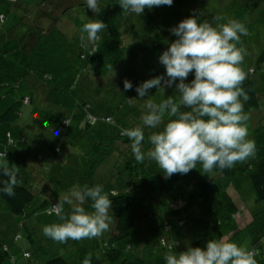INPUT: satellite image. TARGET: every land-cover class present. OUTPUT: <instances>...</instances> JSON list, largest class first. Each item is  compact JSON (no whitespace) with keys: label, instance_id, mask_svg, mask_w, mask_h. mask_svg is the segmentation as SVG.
<instances>
[{"label":"trees","instance_id":"16d2710c","mask_svg":"<svg viewBox=\"0 0 264 264\" xmlns=\"http://www.w3.org/2000/svg\"><path fill=\"white\" fill-rule=\"evenodd\" d=\"M8 2L13 6L9 14L13 19V24L7 31L3 32L4 34H0V38L8 40L19 36V40L25 39L20 45L28 53L29 59L25 64L23 74L14 76V82L10 78L6 81L0 80V124L15 125L22 116V107L30 105L35 96L40 102L50 107L49 111L59 112L60 110L63 112L61 121L55 127L57 133L70 129L72 120L77 121L75 128H78L79 131H75L79 133L75 138L92 133V148L93 152L97 154V158L91 168L100 166L107 158L111 162L114 161L117 169L115 175L108 180L102 179L99 184L103 186L104 191L108 193L111 199L110 231L101 248L106 261L110 263L119 261L120 264H166L164 256L167 252L179 253L188 247L203 248L208 240H220L229 231L231 233L236 230V216L239 209L231 195L223 188L219 189L218 204L219 210L223 213L221 212L220 216L208 220L207 229L204 233L199 227L200 216L194 218L195 221L189 235L187 234V237L182 240L172 236L171 224L165 216L161 221L152 220L147 215L139 216L144 227L139 226L136 230L130 214L136 201L140 200L146 191L143 177L147 173L148 159H145L142 164L135 160L131 151V141L122 134L121 129L141 124L140 117L146 111L145 107L141 105L145 97L147 100L152 99L157 103L169 96L178 100L179 94L175 85L179 83V80L174 82L170 91L163 92L169 88L165 83L168 79L166 73L157 72L155 75H151L150 70L143 66L141 72L145 77L144 81L162 76L164 78L162 80L163 90L153 87L148 90L145 97L138 96L136 85H132L130 90H125L124 84L116 85L122 77L124 78L123 75H119V77L115 75L111 78L110 76L118 63H126L131 60L130 58L137 57L140 52L137 45L134 42L127 44V41L121 43L120 35L113 33L106 26L104 30L98 33L99 39L95 44L85 41L87 47H84L80 41V29L77 30L72 24L62 19L66 13L76 11L84 14L89 22L100 20L106 24L114 9L112 0H98L100 13H94L87 8L86 0H39L34 7H29L23 0H8ZM252 4L263 8L264 12L262 0H181L178 5L173 2L171 6L161 5L151 9L147 8V41L149 43L152 38L149 25H151V19L154 17L156 20L163 18L169 21L168 26L163 27L158 24L157 27L159 31L166 33L173 42L177 37L170 29L177 26L185 18L195 16L198 18V22L207 20L215 26V16L235 15L233 18L237 20L239 14H245L249 9L253 10ZM259 19L257 18V20ZM5 21L6 15L1 12L0 27ZM20 26L23 29L21 36L12 35L11 33L20 29ZM237 46L241 47L240 45ZM156 47L150 48L147 44V53L149 54L147 58L151 61L153 60L150 57L167 50V48ZM157 49L159 50L156 51ZM127 55L130 56L129 59ZM75 56L83 59L82 65L75 66ZM159 64L163 65L160 61ZM129 65H131V61ZM125 66L119 69L122 70ZM263 67L264 49L256 57L253 67L246 71L243 68L247 74V79L242 86L251 97L250 100L244 102L246 109L258 107L252 74L259 72ZM100 78H102V84L95 85L97 82L94 80L100 82ZM193 79L194 72L189 73L187 81L190 83ZM22 82L27 83L29 93L26 96L16 98L13 90L21 86ZM46 110L45 108L44 112ZM181 111H190V109L182 107ZM169 119H174V117L165 115L163 117L164 123ZM98 122L111 125L117 135L110 138V135L103 133L104 135L101 136L102 132L96 130ZM161 126L163 124L157 129L144 127V150L150 147L147 142L148 135L153 131H159ZM44 133L47 134L46 131ZM13 138L11 131L6 130L5 147L0 150V156L8 153V148L14 145L16 139ZM253 140L257 151L256 160L248 165L249 178L256 198L264 200V125L254 128ZM63 143L64 141L61 142V144ZM60 150L57 149L56 153ZM118 150H120L119 165L115 159L117 158L115 152ZM8 166L12 167L13 165ZM214 172L222 177H228L231 174V170H224L223 172L214 170ZM8 179L3 174V170L0 169V188L3 187V181ZM17 179L21 183L14 186L15 194L13 196H8L0 191V214H11L12 224L25 229L27 240L34 246L33 253L23 252L26 264H72L62 256H55L42 263L39 262V257L46 252V248L39 241L33 239L32 232L26 227L25 221L32 217L38 209L44 210L47 215H56L55 212L49 214V209L56 203L34 192V181L29 171L18 169ZM35 201H37V208L33 207ZM184 223V220L180 218L175 224L178 227H183ZM145 228L147 234L144 231ZM223 229L227 231L223 232ZM140 231L143 233L139 234ZM153 236L156 237L154 242L150 240V237ZM18 239L19 235L15 236L13 240L17 241ZM7 241V232L0 230V264H4L6 260L10 259L12 263H15L7 246ZM253 250L255 257L259 258V264H264L263 237L253 244L250 251Z\"/></svg>","mask_w":264,"mask_h":264},{"label":"rangeland","instance_id":"374dc122","mask_svg":"<svg viewBox=\"0 0 264 264\" xmlns=\"http://www.w3.org/2000/svg\"><path fill=\"white\" fill-rule=\"evenodd\" d=\"M23 1L29 7H34L39 0ZM179 1L181 0H173L176 5H178ZM262 1L264 2V0ZM112 2L114 9L110 20L106 22V26L113 33L120 35L121 43L126 41L127 44L134 42L140 52L137 57L130 58L131 65H129L130 61L118 63L112 70L113 73L110 78L115 75L117 77L123 75L122 81H117L116 85L124 84L127 79L132 85L138 87L145 79L141 72L143 66L150 70L151 75H155L157 72L165 74L164 65L159 64V56L163 52L150 57L153 60L151 61L147 58V56L149 57L147 44L150 48L159 46L161 49H166L170 46L172 41L167 37L166 33L159 31L157 27L158 24L163 27L168 26L169 21L163 18H157L156 20L155 17L151 19L149 29L151 30L152 38L148 43L147 8L144 9L141 15L123 13L119 0H112ZM251 6L253 10L249 9L245 14L242 13L237 16V20L244 23L250 33L248 36H241V43L238 44L246 49L247 52L241 64L245 71L254 66L256 57L264 49L263 8H259L255 4ZM12 7L8 0H0V13L2 12L6 15V21L0 27V34H4L3 32L7 31L13 24V19L9 16ZM224 16L235 17V15L227 16V14ZM257 18L260 19L257 20ZM62 19L72 24L77 30L81 29L84 23L89 22L84 14L82 15L76 11L66 13ZM19 28L11 34L21 36L23 29L22 26ZM24 41L25 39L19 40V36L8 40H0V80L6 81L10 78L14 82L15 75L23 74L25 64L29 59L28 53L20 45ZM129 57L127 55L128 59ZM82 60L78 57L74 58L75 66L82 65ZM124 65L127 66H125L126 69L120 70L119 68ZM252 78L258 107L246 109L244 106V111L250 117L247 126L249 138L253 140L254 128L264 125V67L259 72L252 74ZM101 79L100 82L94 80V82H97L95 85H101ZM185 82L189 83L187 80ZM20 85L13 90L16 98L26 96L29 93V87L26 82H22ZM170 90L171 87L163 90V92ZM146 100L147 98L145 97L141 104L142 107H145ZM45 108L47 109L46 112H44ZM49 108V106L40 102L38 97L34 96L30 105L22 107V116H20V120L15 125L0 124V150L5 147L6 130H10L16 139L14 145L8 148V153L0 156V162H6L8 165L16 166L18 169L29 171L34 181V192L57 204L59 198L69 194L74 187H83L85 184L92 187L100 184L102 179L108 180L112 178L117 169L114 161L111 162L109 158L105 159L100 166L91 168L97 158V154L93 152L92 148V133L83 134L80 138H75L78 136L79 131L77 130L78 128H75L77 121L72 120L70 129L55 135L57 133L56 124L61 121L63 112L60 110L59 112H52L48 110ZM45 121H47V126ZM96 126V130L102 132L101 136L104 135L103 133L110 135V138L117 135L111 125L98 122ZM159 129L162 130L163 126ZM75 131H78V134ZM62 141H64L63 144H61ZM57 149H61L60 152L56 153ZM119 151L115 152L117 153V158H115L117 159V165L120 163L118 162V158H120ZM38 156L40 159H37ZM255 160L256 158L254 157L243 163H237L231 169V174L228 177H222L214 171L207 174L202 173L199 163L197 168L190 170L187 174H173L170 177H166L155 161L148 160L147 173L143 177L146 191L141 196V199L136 201L130 214L136 230L139 226L144 227L139 216L147 215L156 221H161L166 217L171 224L170 232L172 236L182 240L187 237V234L189 235L192 224L195 221L194 218L200 216L199 227L201 232L204 233L207 229L208 220L221 215L222 211L219 210L220 206L218 205L220 199L219 189L223 188L231 195L239 212L236 216V230L231 233L229 231L222 239L237 243L251 250L253 244L259 238L263 237L264 239V200L256 198L249 178L250 170L248 165ZM218 190L219 192H217ZM33 207L37 208V201L33 203ZM70 207V205L65 204V212H68ZM83 207L88 212L93 211L90 200L86 201ZM109 217L111 223L110 214ZM180 218L185 222L183 227H178L175 224ZM12 219L11 214H0V230L7 232V246L15 261V263H12L11 259L6 260L4 264H26L23 252L33 253L34 246L27 240L25 229L12 224ZM54 222H59L56 215H47L44 210L39 209L25 221L26 227L32 232L33 239L39 241L46 248V252L39 257L40 263L55 256H62L72 264H82L83 259L90 253L92 264H120L119 261L114 263L106 261L101 252L103 242L107 238L110 229L98 238L80 241L68 240L62 244L43 234V226ZM144 231L147 234L146 228ZM226 231V229H223V232ZM142 233L141 231L139 232V234ZM17 235H19V239L14 241L13 239ZM150 240L154 242L156 237H150ZM255 259L257 264H259V258L255 257Z\"/></svg>","mask_w":264,"mask_h":264},{"label":"clouds","instance_id":"9594fccd","mask_svg":"<svg viewBox=\"0 0 264 264\" xmlns=\"http://www.w3.org/2000/svg\"><path fill=\"white\" fill-rule=\"evenodd\" d=\"M86 3L94 13H100L98 0H86ZM172 3L173 0H119L123 13L136 15H141L145 8ZM214 20L215 26L191 16L170 29L177 38L159 56V61L166 69L167 87L179 80L176 84L179 99L169 96L159 103L148 99L141 124L121 129L131 141L135 160L141 164L145 159L155 161L166 177L187 174L198 163L202 173L223 172L256 156V144L249 138L247 126L250 117L244 111V102L251 98L242 86L247 74L241 64L247 52L237 46L241 36L250 33L244 23L234 18L217 15ZM105 28L106 24L100 20L84 23L80 29L82 46L87 47L85 41L95 44L98 33ZM192 72L194 79L186 83ZM162 80L158 76L142 82L136 88L138 96L145 97L153 87L163 89ZM132 87L126 79L124 89ZM182 107L190 111H181ZM165 115L174 119L164 123ZM161 124L162 130L148 135L150 147L144 150V127L157 129ZM0 169L9 178L3 181L0 191L13 196L14 186L21 183L17 179L18 169L6 162H0ZM89 200L92 212L83 207ZM65 204L71 206L68 212L64 210ZM110 208L111 199L102 185L76 186L49 209V214L55 212L59 222L43 226V234L62 244L68 240L98 238L109 230ZM164 259L166 264H257L253 251L225 239L208 240L203 248L167 252ZM82 264H92L90 253Z\"/></svg>","mask_w":264,"mask_h":264},{"label":"built area","instance_id":"2783aa9c","mask_svg":"<svg viewBox=\"0 0 264 264\" xmlns=\"http://www.w3.org/2000/svg\"><path fill=\"white\" fill-rule=\"evenodd\" d=\"M253 252H254V250H253ZM263 253H264V251H263Z\"/></svg>","mask_w":264,"mask_h":264}]
</instances>
